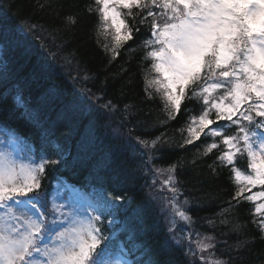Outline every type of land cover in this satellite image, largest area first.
<instances>
[{
    "label": "trees",
    "instance_id": "16d2710c",
    "mask_svg": "<svg viewBox=\"0 0 264 264\" xmlns=\"http://www.w3.org/2000/svg\"><path fill=\"white\" fill-rule=\"evenodd\" d=\"M96 9L94 0H0V129L19 141L33 163L41 156L57 161L41 182L49 208L55 201L64 212L69 205L85 212L64 188L67 182L79 185L102 217L105 239L97 253L107 264H120V254L131 264H193L188 247L199 256L196 242L206 236L216 245L203 253L209 262L264 264V209L257 211L264 186H246L242 172L254 173L243 141L240 152L231 150V166L219 159L229 151L220 137L202 134L184 144L203 98L191 96L190 86V98L170 119L160 93L147 83L158 74L141 47L150 32L148 21L141 23L146 13L133 7L129 16L119 9L133 39L116 49L113 60L114 29L102 27ZM223 92L213 96L218 100ZM109 102L111 108L105 107ZM238 133L228 125L226 135ZM213 141L218 147L205 155ZM172 165L189 221L174 215L172 193L163 186ZM233 168L241 172L240 182ZM242 186L243 195L233 199Z\"/></svg>",
    "mask_w": 264,
    "mask_h": 264
},
{
    "label": "snow or ice",
    "instance_id": "6c2138e0",
    "mask_svg": "<svg viewBox=\"0 0 264 264\" xmlns=\"http://www.w3.org/2000/svg\"><path fill=\"white\" fill-rule=\"evenodd\" d=\"M94 2L100 20L105 22L102 27L114 29L113 60L119 55L116 49L133 39V29L121 18L119 9L129 10V16L133 7L146 13L141 23L147 20L150 32L141 47L146 49L145 58L154 61L151 70L158 74L147 83L160 93L168 117L175 119L180 113L185 99L190 98V86H194L191 96L203 98L201 114L193 121L194 126L188 128L184 144L199 141L202 134L205 138L220 137L229 151L219 159L231 166L234 161L231 150L240 152L237 145L243 141L251 159L247 167L254 173L244 177L246 186H264V0ZM67 19L76 22L72 16ZM135 30L138 32L139 28ZM222 89L223 95L217 100L213 93ZM148 96L151 98L152 94ZM105 107L111 108V103ZM228 125L238 128L239 133L226 135ZM137 140L142 146H149V141ZM156 143L157 140L151 141V146L154 148ZM254 143L259 148V163ZM217 147L213 141L205 147L204 154ZM56 163L43 156L38 163L17 161L16 153L9 147L0 149V264H107L100 258L102 252L97 253L105 237L102 217L93 214L94 208L88 213L69 205L70 211L64 212V205L55 201L49 208L41 182L46 167ZM167 171L169 175L163 186L172 193L169 203L174 207V215L189 221L190 216L179 206L180 189L173 175L175 165ZM232 171L235 180L240 182L241 172L235 168ZM244 191L245 186L239 187L233 199L242 196ZM258 195L264 197V192ZM245 199L251 201L253 196ZM260 209H264V204L257 211ZM172 223L175 226L174 219ZM222 223L226 224L227 220ZM259 230L264 239V222ZM213 239L206 236L197 240L199 256L189 245L187 254L196 257L193 264H231L230 260L209 262L203 256L216 247Z\"/></svg>",
    "mask_w": 264,
    "mask_h": 264
},
{
    "label": "rangeland",
    "instance_id": "374dc122",
    "mask_svg": "<svg viewBox=\"0 0 264 264\" xmlns=\"http://www.w3.org/2000/svg\"><path fill=\"white\" fill-rule=\"evenodd\" d=\"M0 132H1V130H0ZM254 146L256 147V150H257L256 162L259 163V158H260L259 148H258V145H255V143H254ZM5 147H9L11 150H13L16 153L17 161L28 162L29 160H32L29 155H27L23 152H20V149L18 147V143L16 140H14L11 136L5 137L4 134L0 133V149L5 148ZM157 174H159V173H157ZM120 264H122V263L120 262Z\"/></svg>",
    "mask_w": 264,
    "mask_h": 264
}]
</instances>
